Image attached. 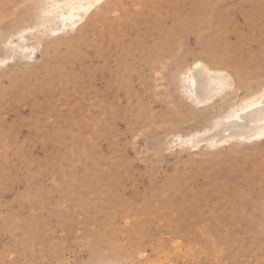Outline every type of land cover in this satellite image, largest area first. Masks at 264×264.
<instances>
[{"label":"rangeland","instance_id":"rangeland-1","mask_svg":"<svg viewBox=\"0 0 264 264\" xmlns=\"http://www.w3.org/2000/svg\"><path fill=\"white\" fill-rule=\"evenodd\" d=\"M53 1L0 0V264H264V138L223 119L264 91V0H103L63 32ZM200 64L233 80L207 104Z\"/></svg>","mask_w":264,"mask_h":264},{"label":"bare ground","instance_id":"bare-ground-1","mask_svg":"<svg viewBox=\"0 0 264 264\" xmlns=\"http://www.w3.org/2000/svg\"><path fill=\"white\" fill-rule=\"evenodd\" d=\"M101 1L103 0H54L52 2V9L59 12V19L57 23L58 27L53 31L63 32V30L68 27H77L84 22L85 18L94 11ZM21 38H24V36ZM21 50L26 51L29 57L35 52V48L29 46L21 47ZM6 63L7 59L1 60L0 66ZM197 69H199V73H197L195 77H190V84L192 88L197 91L196 99L201 104L212 102L221 92L233 85V80L225 72L213 71L207 67L201 66V64L197 65ZM223 119L229 122V124L226 125L227 128L238 127L243 131L238 135L239 137H250L254 140L263 139L264 91L258 92L236 103V105L225 114ZM231 137H222L218 141L216 140V144L225 143L234 138Z\"/></svg>","mask_w":264,"mask_h":264}]
</instances>
